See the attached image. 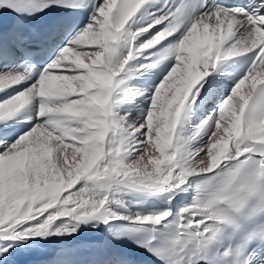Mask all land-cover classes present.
I'll return each mask as SVG.
<instances>
[{
  "label": "snow or ice",
  "instance_id": "6c2138e0",
  "mask_svg": "<svg viewBox=\"0 0 264 264\" xmlns=\"http://www.w3.org/2000/svg\"><path fill=\"white\" fill-rule=\"evenodd\" d=\"M0 264H264V0H0Z\"/></svg>",
  "mask_w": 264,
  "mask_h": 264
}]
</instances>
